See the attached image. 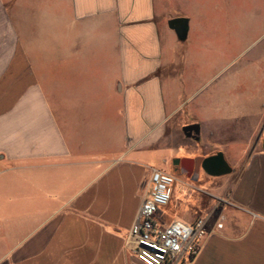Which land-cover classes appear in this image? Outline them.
Returning <instances> with one entry per match:
<instances>
[{
  "label": "crops",
  "instance_id": "1",
  "mask_svg": "<svg viewBox=\"0 0 264 264\" xmlns=\"http://www.w3.org/2000/svg\"><path fill=\"white\" fill-rule=\"evenodd\" d=\"M182 151L230 169L175 174L164 222L212 231L182 264H264V0H0V264H150L126 238Z\"/></svg>",
  "mask_w": 264,
  "mask_h": 264
},
{
  "label": "built area",
  "instance_id": "2",
  "mask_svg": "<svg viewBox=\"0 0 264 264\" xmlns=\"http://www.w3.org/2000/svg\"><path fill=\"white\" fill-rule=\"evenodd\" d=\"M177 181L172 173L151 171L149 192L126 238L127 246L150 264L191 263L200 252V241L212 233L206 229L204 219L191 225L182 221L164 222L162 209L170 204ZM217 228L221 229L222 224Z\"/></svg>",
  "mask_w": 264,
  "mask_h": 264
},
{
  "label": "water",
  "instance_id": "3",
  "mask_svg": "<svg viewBox=\"0 0 264 264\" xmlns=\"http://www.w3.org/2000/svg\"><path fill=\"white\" fill-rule=\"evenodd\" d=\"M168 25L171 30L176 32L180 40L186 38L188 30V21L186 19H172L169 21ZM183 132L187 138L198 139L200 128L198 125L193 124L184 127ZM173 166L178 167L180 174L186 176L190 180H197L201 171L211 176H221L230 172L221 154L206 159L200 157L194 159H176L173 161Z\"/></svg>",
  "mask_w": 264,
  "mask_h": 264
},
{
  "label": "rangeland",
  "instance_id": "4",
  "mask_svg": "<svg viewBox=\"0 0 264 264\" xmlns=\"http://www.w3.org/2000/svg\"><path fill=\"white\" fill-rule=\"evenodd\" d=\"M178 155H179L178 158H181V159H185V158L191 159L193 157V154L185 153L183 151L181 153H179ZM167 167H168V169L171 167V162L166 164L160 170L163 171V172L170 173L167 170ZM175 176H177V175H175ZM9 178L10 177H6L5 179H0V186L5 188L6 183L8 182V184H9V186L7 188H5V189H9V190H7V191L5 190L4 193L1 192V195H0V199H1L0 203H5L6 205H8V203H9L8 200L9 199H16V196L14 195L13 180L9 179ZM177 180L178 181H177V183L174 186V188H175L174 196L172 197V203H171L172 204V208H173V206L175 208L176 202L179 203V202L184 201V196L181 194L180 189L186 187L185 184H184V182H186V178L183 177V176H177ZM220 182H221L220 178H213V177H209V176L206 175L205 177H201L200 178L199 185L203 186V188H208V187H210V186H212L214 184H219ZM175 213H176L175 215H179V212L176 211ZM3 215H4L3 212H0V219L3 218L2 217ZM171 216L173 217L174 213H171Z\"/></svg>",
  "mask_w": 264,
  "mask_h": 264
},
{
  "label": "flooded vegetation",
  "instance_id": "5",
  "mask_svg": "<svg viewBox=\"0 0 264 264\" xmlns=\"http://www.w3.org/2000/svg\"><path fill=\"white\" fill-rule=\"evenodd\" d=\"M173 167H174V166H173ZM173 171H174V174L181 175V174H180V170H179L178 167H174Z\"/></svg>",
  "mask_w": 264,
  "mask_h": 264
}]
</instances>
